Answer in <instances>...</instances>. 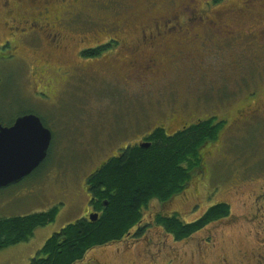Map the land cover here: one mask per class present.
Returning a JSON list of instances; mask_svg holds the SVG:
<instances>
[{"label": "rangeland", "instance_id": "rangeland-1", "mask_svg": "<svg viewBox=\"0 0 264 264\" xmlns=\"http://www.w3.org/2000/svg\"><path fill=\"white\" fill-rule=\"evenodd\" d=\"M138 2L132 25L147 22L150 14L167 18L168 13L189 17L202 13L204 20H197L199 26L195 27L198 31L210 36L209 24L226 30L233 27L237 42L227 46L216 41L225 51L198 62L181 53L188 49L185 34L175 30L152 50V57L168 62L157 63L163 80L153 76L145 81L142 73L122 78L119 69L107 70L101 62H93L68 79L51 73L29 78L23 63L10 57L9 46L0 45V122L7 125L33 111L54 137L50 155L39 171L0 188V217L58 207L55 220L37 228L28 241L0 249V264H29L52 234L85 216L87 177L120 149L159 126L171 134L183 121L191 124L207 117L222 119L224 124L217 138L201 148L202 167L164 205L150 202L143 212V236L94 247L75 264H264V124L238 118L246 96L255 100L244 103L264 104V46L256 43L264 38L257 27L264 25V0ZM186 2L190 9L184 8ZM125 11L84 14L90 22L98 18L111 21L121 20ZM236 15L248 25H233ZM106 36L102 32L100 38ZM47 50L41 49L39 56L38 51L20 44V54L30 61L47 59ZM68 51H74L73 44ZM65 56L67 62L72 60L70 54ZM141 57L146 60L147 54L141 53ZM102 59L104 65L114 63L112 55ZM148 72L154 75L150 68ZM218 202L227 203L230 214L183 240L154 223L156 212L177 214L184 222H192Z\"/></svg>", "mask_w": 264, "mask_h": 264}, {"label": "trees", "instance_id": "trees-1", "mask_svg": "<svg viewBox=\"0 0 264 264\" xmlns=\"http://www.w3.org/2000/svg\"><path fill=\"white\" fill-rule=\"evenodd\" d=\"M223 124L215 117L198 118L174 134L159 126L143 137L150 143L148 148L136 143L111 156L85 183L97 219L85 215L67 224L46 240L29 264H75L94 247L143 236L144 210L152 200L166 202L186 188L191 175L202 167L201 148L217 138ZM57 213L58 207L53 206L43 212L0 217V249L28 241L37 228L53 222ZM229 214V205L218 202L192 222L157 212L154 221L176 240H183Z\"/></svg>", "mask_w": 264, "mask_h": 264}, {"label": "flooded vegetation", "instance_id": "flooded-vegetation-1", "mask_svg": "<svg viewBox=\"0 0 264 264\" xmlns=\"http://www.w3.org/2000/svg\"><path fill=\"white\" fill-rule=\"evenodd\" d=\"M214 1L216 3L218 0ZM123 4L124 7L122 8ZM152 4L153 2L150 3V5ZM138 5V0H0V45L9 46L10 57L23 63L25 74L29 78L40 79L51 73L54 77L57 75L68 79L73 75L76 76L77 72H83L91 67L93 62H101L107 70L113 66L116 70L119 69V75L121 74L120 77L122 78H134L142 73L144 75L142 81H145L149 77L153 78V76L157 77L153 78L154 80H163L162 71L158 65L168 62L165 58H162L161 61L157 57H152V50L159 45L158 43L167 40V35L172 36L175 30L185 34L184 42L188 49L181 53L193 56L198 62L206 56H220L225 51L223 48H218L216 41L219 42L220 40L222 44L227 46L237 42V31H233V27L232 30H226V28L212 22L215 25H208L210 31L213 32L212 34L208 33L210 36H205L203 32L198 31L195 27L199 26L197 20H204L202 13L193 14L192 17L168 13L167 18L150 14L147 22L143 21L141 25H132L136 17L133 14V9ZM184 8L190 9L191 4L186 2ZM107 9H113V11L125 9L126 13L123 14L121 20L107 21L106 18H98L97 21L92 20V22L84 14L104 13ZM237 15L233 19V25L238 27L248 25ZM191 20L196 21L191 23ZM257 27L264 32L263 24ZM206 30L208 31L207 26ZM260 31L257 32V35ZM102 32L107 33L105 38H100ZM248 35L241 34V36H248V40H250L252 31ZM261 41L256 43L262 47L264 46V38H261ZM21 42L36 52L38 51L39 56L42 53L40 50L47 48V57H45L47 59H43L42 62L38 59L31 61L28 58L24 59L20 54ZM70 44L74 45L73 52L68 51ZM141 53L147 54L146 60L141 57ZM67 54L72 56L70 62L66 60L65 55ZM108 55H112L114 63L104 65L102 58H106ZM152 67H155L156 70L153 71ZM149 68L154 75L149 74ZM43 90L50 91L46 87ZM48 97L50 98V95ZM249 98L246 96L242 102L244 105L238 109L239 121H258L260 124H264L259 118L264 119V104L244 103V100L246 102L255 100ZM41 120L46 126L43 119ZM13 122L7 125H11ZM187 123V121H183L177 128H174L175 131L171 134L187 127L189 125ZM164 127L166 126L164 125ZM51 135L48 153L42 164L47 160L52 149L54 141L52 132ZM140 142L147 141L141 138L137 144ZM160 203L164 205L166 202ZM87 212L88 218L90 213H97L90 206ZM157 213L164 217L177 215ZM177 217L180 216L177 215Z\"/></svg>", "mask_w": 264, "mask_h": 264}, {"label": "water", "instance_id": "water-1", "mask_svg": "<svg viewBox=\"0 0 264 264\" xmlns=\"http://www.w3.org/2000/svg\"><path fill=\"white\" fill-rule=\"evenodd\" d=\"M51 138V131L34 113L19 115L11 125L0 122V188L23 180L39 167L47 156ZM149 144L139 143L143 148ZM97 217V213L89 214L91 220Z\"/></svg>", "mask_w": 264, "mask_h": 264}]
</instances>
